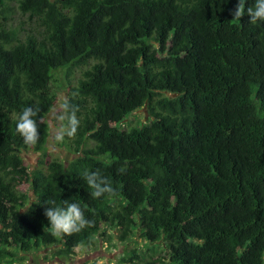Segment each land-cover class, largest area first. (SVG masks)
<instances>
[{
	"label": "trees",
	"instance_id": "1",
	"mask_svg": "<svg viewBox=\"0 0 264 264\" xmlns=\"http://www.w3.org/2000/svg\"><path fill=\"white\" fill-rule=\"evenodd\" d=\"M238 5L0 0V264L13 251L55 247L54 257H70L102 225L124 242L135 217L140 237L162 243L172 264H264V22L234 17ZM14 13L40 32L22 37ZM80 67L62 106L66 128L73 113L78 121L63 134L76 156L29 174L18 152L45 155L54 74ZM28 106L39 109L35 144L16 131ZM144 107L148 124L120 130ZM86 170L107 177L114 194L91 196ZM29 175L33 198L18 190ZM63 200L78 202L92 225L55 234L44 211Z\"/></svg>",
	"mask_w": 264,
	"mask_h": 264
},
{
	"label": "rangeland",
	"instance_id": "2",
	"mask_svg": "<svg viewBox=\"0 0 264 264\" xmlns=\"http://www.w3.org/2000/svg\"><path fill=\"white\" fill-rule=\"evenodd\" d=\"M9 23L11 27H15L20 31L22 37L27 34H38L40 32L35 20L28 18V16H21L19 13L12 14ZM84 69L86 68L73 69L69 78L65 73V69L55 72L54 90L58 103L47 116L50 137L46 144L45 155L42 156L41 153L31 150L24 153L18 152L29 174L35 169L44 168L39 163L40 161L56 159L68 162L75 158L76 155L69 146L70 143L64 141L62 135L63 130L66 128L67 120L66 113L62 110V102L68 97L67 81L70 80L69 85L74 86ZM150 119L149 111L147 107H144L128 116L119 125V128L120 130H127L132 126H143L148 124ZM110 125L113 126L114 124L110 123ZM61 136L62 138H60ZM30 178V175L22 177L18 190L33 198V186ZM134 219L136 225L133 228V233L124 242L118 240V233L115 230L110 229L108 225H102L101 233L94 239L92 245L76 249L74 255L70 257H54L55 247L34 250L28 255L13 251L14 258L4 261L3 264H136L149 261L150 259L156 260V264H172L162 243L151 245L140 237L138 218L135 217ZM128 258H134L133 262L128 261Z\"/></svg>",
	"mask_w": 264,
	"mask_h": 264
},
{
	"label": "clouds",
	"instance_id": "3",
	"mask_svg": "<svg viewBox=\"0 0 264 264\" xmlns=\"http://www.w3.org/2000/svg\"><path fill=\"white\" fill-rule=\"evenodd\" d=\"M241 4L242 0H239L234 17H241L246 11L250 17V22H264V0H254V4L246 9H243ZM62 106L65 109L69 107L67 99H65ZM38 111V108L28 106L23 108L16 116V131L26 144H35L38 141L39 130L35 119ZM77 123L78 121L73 113L69 117L68 127L63 130L62 135L72 136L76 131ZM83 178L93 190L90 194L95 198H99L106 193L114 194L115 192L109 179L102 176L98 171L89 172L86 170L83 173ZM44 215L47 218L49 227L57 235H70L80 232L93 223L85 217L84 211L78 202L69 200H63L61 204H56L55 201L46 204Z\"/></svg>",
	"mask_w": 264,
	"mask_h": 264
}]
</instances>
